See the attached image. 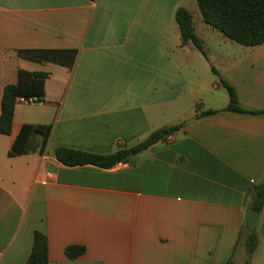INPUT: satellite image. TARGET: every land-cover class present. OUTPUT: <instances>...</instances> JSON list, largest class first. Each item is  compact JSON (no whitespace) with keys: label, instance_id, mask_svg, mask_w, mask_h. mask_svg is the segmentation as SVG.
Here are the masks:
<instances>
[{"label":"crops","instance_id":"obj_1","mask_svg":"<svg viewBox=\"0 0 264 264\" xmlns=\"http://www.w3.org/2000/svg\"><path fill=\"white\" fill-rule=\"evenodd\" d=\"M196 1L0 0V114L20 71L50 75L45 97L18 103L11 135H0V264H26L35 232L48 238L49 264H245L264 115L225 112L221 80L245 110L263 112L264 45L231 44ZM181 7L206 56L182 46ZM43 49L76 50V64L25 53ZM207 111L219 113L200 117ZM24 125L50 126L47 144L41 152L34 135L28 154L10 157ZM177 125L126 169L67 167L55 156L58 147L111 155ZM260 214L250 264H264ZM70 246L86 253L71 260Z\"/></svg>","mask_w":264,"mask_h":264},{"label":"trees","instance_id":"obj_2","mask_svg":"<svg viewBox=\"0 0 264 264\" xmlns=\"http://www.w3.org/2000/svg\"><path fill=\"white\" fill-rule=\"evenodd\" d=\"M204 22L213 29L222 33L230 41L245 47H257L264 45V0H197ZM175 20L181 31L182 46L194 45L204 56L206 52L202 40L196 33L194 17L192 13L181 7L176 11ZM25 53L60 65L73 67L78 58L76 50H27ZM213 72L219 75L213 68ZM46 72L20 71L18 82L7 85L1 105L0 135H11L14 115L20 98L37 97L42 100L45 97V84L49 78ZM221 84L228 90L230 103L224 109L225 112L264 115L263 112H249L245 110L238 99L236 90L227 82L221 80ZM218 111H207L200 117L206 118L218 114ZM183 125L163 128L150 135L144 142L131 147H123L111 155H100L82 150L58 147L55 151L57 160L67 167L92 165L110 170L118 163L128 162L150 147L159 142L167 141ZM51 132L50 126L24 125L12 149L10 157L22 156L29 153L28 144L32 136L39 135L43 138L42 150L45 148ZM249 209L261 213L264 209V181L254 186L251 192ZM257 234H247V262L257 249ZM86 253L84 246H70L65 250L66 256L75 260ZM26 264H49V243L45 234L35 232L31 255ZM228 264H234L232 262Z\"/></svg>","mask_w":264,"mask_h":264},{"label":"water","instance_id":"obj_3","mask_svg":"<svg viewBox=\"0 0 264 264\" xmlns=\"http://www.w3.org/2000/svg\"><path fill=\"white\" fill-rule=\"evenodd\" d=\"M194 122V121H193ZM260 213L259 212H254V211H249L247 213L246 217V226L249 234L255 233L259 220H260Z\"/></svg>","mask_w":264,"mask_h":264},{"label":"built area","instance_id":"obj_4","mask_svg":"<svg viewBox=\"0 0 264 264\" xmlns=\"http://www.w3.org/2000/svg\"><path fill=\"white\" fill-rule=\"evenodd\" d=\"M40 99L37 97H31V98H20L19 103L27 104V105H34L40 103ZM115 167H119L122 169L128 168V165L124 162L118 163Z\"/></svg>","mask_w":264,"mask_h":264},{"label":"rangeland","instance_id":"obj_5","mask_svg":"<svg viewBox=\"0 0 264 264\" xmlns=\"http://www.w3.org/2000/svg\"><path fill=\"white\" fill-rule=\"evenodd\" d=\"M193 4H195L194 6H195L196 8H199V7H198V4H197V1H196V3H193ZM228 40H229V39H228ZM229 42L232 44V41L229 40ZM233 44H234V43H233ZM225 92H226V91H225ZM247 257H248V256H246V258H245V264H246V262H247Z\"/></svg>","mask_w":264,"mask_h":264}]
</instances>
